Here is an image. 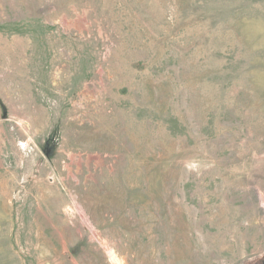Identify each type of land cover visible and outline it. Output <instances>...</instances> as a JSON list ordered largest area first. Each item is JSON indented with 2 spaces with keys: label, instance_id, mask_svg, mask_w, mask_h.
<instances>
[{
  "label": "rangeland",
  "instance_id": "obj_1",
  "mask_svg": "<svg viewBox=\"0 0 264 264\" xmlns=\"http://www.w3.org/2000/svg\"><path fill=\"white\" fill-rule=\"evenodd\" d=\"M262 262L264 0H0V264Z\"/></svg>",
  "mask_w": 264,
  "mask_h": 264
},
{
  "label": "bare ground",
  "instance_id": "obj_2",
  "mask_svg": "<svg viewBox=\"0 0 264 264\" xmlns=\"http://www.w3.org/2000/svg\"><path fill=\"white\" fill-rule=\"evenodd\" d=\"M111 256H112V259H114L116 262L119 261L117 256L115 255V253L113 251L111 252ZM118 264H120V263H118Z\"/></svg>",
  "mask_w": 264,
  "mask_h": 264
},
{
  "label": "flooded vegetation",
  "instance_id": "obj_3",
  "mask_svg": "<svg viewBox=\"0 0 264 264\" xmlns=\"http://www.w3.org/2000/svg\"><path fill=\"white\" fill-rule=\"evenodd\" d=\"M262 264H264V262H262Z\"/></svg>",
  "mask_w": 264,
  "mask_h": 264
}]
</instances>
